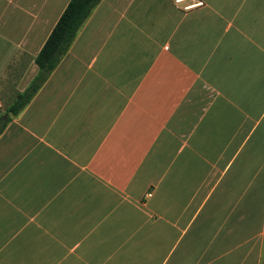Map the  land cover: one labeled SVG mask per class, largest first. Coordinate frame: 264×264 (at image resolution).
Wrapping results in <instances>:
<instances>
[{
  "label": "crops",
  "instance_id": "obj_1",
  "mask_svg": "<svg viewBox=\"0 0 264 264\" xmlns=\"http://www.w3.org/2000/svg\"><path fill=\"white\" fill-rule=\"evenodd\" d=\"M71 0H0V264H264V0H102L34 99Z\"/></svg>",
  "mask_w": 264,
  "mask_h": 264
},
{
  "label": "trees",
  "instance_id": "obj_2",
  "mask_svg": "<svg viewBox=\"0 0 264 264\" xmlns=\"http://www.w3.org/2000/svg\"><path fill=\"white\" fill-rule=\"evenodd\" d=\"M101 2L102 0H71L37 57L36 63L40 69L38 77L28 90L19 96L10 113L17 115L34 99L67 55L80 30ZM3 129L0 126V134Z\"/></svg>",
  "mask_w": 264,
  "mask_h": 264
}]
</instances>
